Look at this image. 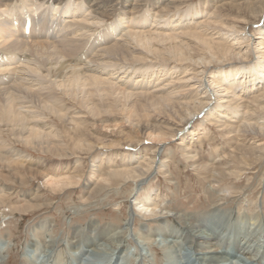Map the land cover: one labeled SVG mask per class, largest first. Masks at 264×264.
<instances>
[{"label": "bare ground", "instance_id": "6f19581e", "mask_svg": "<svg viewBox=\"0 0 264 264\" xmlns=\"http://www.w3.org/2000/svg\"><path fill=\"white\" fill-rule=\"evenodd\" d=\"M184 2L0 0V165L9 170L0 176L9 173L20 178L22 169L44 179V187L75 185L81 174L68 165L72 155L102 148L97 164L91 163L90 175L97 183L85 180L84 199L103 192L107 186L102 182L114 179L132 185L121 223L90 218L85 224L71 225L64 244L69 259L60 250L62 255L50 252L42 264H152L157 251L163 264H264L259 200L252 201L253 212L249 202L245 207L226 208L218 201L204 209H169L159 202V190L148 184L152 173L166 168L169 152L164 144L175 135L180 151L195 171L206 175L211 189L223 178L239 175L237 166L264 155V143L241 142L228 152L201 158L180 128L201 115L236 135H264V22L260 21L264 0H211V13L205 10L206 1L203 6L177 9ZM226 4L244 6L248 12L223 21L215 16V9ZM109 17L113 20L108 23ZM256 23V35L251 37L246 27ZM257 112L262 116L253 119ZM152 114L167 119L157 121ZM50 118L59 126L47 124ZM123 122L161 146L140 147L141 141L134 140L135 151L126 152L112 140L85 132L89 123H97L117 126L129 137ZM4 129L16 142L55 161L45 167L44 160L10 146L1 136ZM197 131L190 134L198 136ZM79 160L76 157L75 162ZM4 184L0 206L11 188ZM39 188L22 193L9 207L27 212L36 205ZM220 193L233 194L229 188ZM138 214L144 222L133 241L130 233ZM53 225L52 220L42 219L32 226L23 258L36 247L35 234L52 232Z\"/></svg>", "mask_w": 264, "mask_h": 264}, {"label": "rangeland", "instance_id": "374dc122", "mask_svg": "<svg viewBox=\"0 0 264 264\" xmlns=\"http://www.w3.org/2000/svg\"><path fill=\"white\" fill-rule=\"evenodd\" d=\"M186 1L187 2L184 3H178L177 6L179 7H177V9L179 8V10H187L189 9L187 7H193V5L203 6L204 1H206L204 5L205 10L208 13H211L214 10V6H212L211 0H186ZM231 1L235 3L236 1L244 2L248 0H231ZM148 7L149 6H147V8ZM170 9L171 8H169V10ZM170 11H172V9ZM247 12L248 10L245 9L244 6L239 8L238 7L233 8L226 4L215 9V13H216L215 16L219 19H223V21H226L227 19H231L232 17L237 15H246ZM112 20L113 18L109 17V19H107L106 22L109 23ZM260 21L264 22V15ZM257 24L259 23H256L254 25H248L246 27V32H248V35H250L251 37H254L256 35L255 30ZM251 116L253 119H257L262 116V112H257L256 114H253ZM51 118L50 120L46 119L47 124L50 125V124H54L55 122L57 123L56 119H54L55 120L54 121ZM151 119L158 121L162 119H167V116L162 114L161 115L152 114ZM187 121L183 122L180 128L181 130L185 129L184 131L186 132V135H189L188 136L189 142H193V144L191 145L192 146L191 150H195L201 158L207 157V159H210L216 153H221L222 150H224V152H228L230 148L237 145V143H240V145L242 143L245 145H250L251 142H254L253 145H257L258 142L264 143V135H261L260 133L253 135L248 132H243V133L241 132L239 133V135H236V133L229 132V130L223 129L222 127L218 126V124L214 123V121L212 122L205 120L204 118H202L201 115L199 117L196 116L191 121L190 120ZM57 124L59 126V122ZM122 125L124 131L128 132V134L130 135L129 137H124V135H122V133L119 132L117 126L116 127L110 126L106 128L97 123L93 124V126L91 123H89L88 129L85 132L88 135H93L92 136L93 138L99 137L102 140H107V142L112 140L114 143L120 144L119 149L121 148L120 149L121 151L125 150L126 152L135 151V149H133L131 146V142L134 140L141 141L140 147L149 146V145H155V146L158 145V147L161 146L159 142H151L150 139L147 138L145 135H142L140 133L138 134L137 131L132 126H130L129 123L123 122ZM202 128H204L205 130L204 129L202 130ZM196 129H198L197 131L199 133L198 136L194 134H190V131L194 130L195 132ZM185 132L182 133V135H185ZM1 136L4 138L5 142L8 143L10 146H14L28 155L30 154L32 157H34L37 160L39 158L41 160H44L43 163L45 167L49 166L51 163L55 161V159L49 158V156H47L43 152L32 151L29 148L22 145L21 143L16 142L17 140L16 137H14L7 130L6 132L3 131ZM196 137H198L197 140H199L200 143L195 141ZM89 139L92 138L89 137ZM177 139H178V135L177 136L175 135L172 141L164 144L166 151L169 152V156L167 158L168 163L166 164V168L164 167L162 171L159 170V172L157 173H152V174L149 173L152 176H150V179L148 180V182L149 181L150 182L148 184H150L151 187L150 189L159 190L161 194L159 202L166 203L165 206L169 205L167 206V208L169 209H174L175 207H178V209H183V210H194V209H202V208L204 209L208 205L217 204L218 201L222 202L223 203L222 207H226V208H232L235 206L245 207L244 204H247L249 202L247 207L251 212H253L254 206L252 201L257 199L259 200L257 206H259V208L262 207L259 214L264 218V155L261 157L262 159L260 158L258 161H255L252 164L249 163V165L237 166L238 169L240 170L239 175L227 176L223 178V182L220 183V185H218L217 188H213L214 189L213 190L210 188V184L206 178V175L200 174L199 172L195 171L193 166H191L189 160L186 157H184L182 151H180L181 150L180 145L179 146L177 145L178 144ZM68 146L69 149L72 147L71 144ZM102 152H103L102 148H97L96 150H93V152L81 151L78 152L76 155H72V158L70 159L68 165L72 169L78 168V172H80L79 174H81V176L79 177L80 179L78 180V183L75 185H68V186L64 185L62 187L59 186L61 189L59 187L57 188L55 187L57 190L52 187H47V186L44 187L43 184L44 179L42 180L41 178L32 177L26 172H24L22 169L19 170L18 172L22 173L23 178L22 177L13 178V175L10 176L9 173L8 176H6L7 178L6 177L2 178L0 176V183H1L0 190H1V185H3L4 183L9 188L10 187L12 188L8 190V192L6 193L7 197L4 198L3 200L4 202L0 206V240H4L5 242L8 241L9 244L15 243L17 247L21 245L17 256L13 254V258L11 259L10 264H23L24 258L22 257L23 256L22 253H23L24 244H26V242L32 235V234L30 235V233H32L31 231L32 226L42 219L52 220V223L54 225L51 234L53 236L59 233H63L62 237L58 239L56 246L61 251H63V254H65L66 257L65 259L67 260L69 259L68 257L69 255L67 253V249H65L64 247V244H65V240L68 237V232L70 231L71 225L76 226V225L85 224L90 218H94L98 220L100 223H105V222L121 223L123 221V219L127 216V211L129 207V202L126 199H128L127 195L128 192L131 190L130 188L132 187L131 184L126 185L123 182L115 181L114 179L109 182H102L104 186H107L103 191L104 193L101 192L96 196H92L90 199L87 200L84 199V197L86 196L84 192L85 180L87 179L92 180V185L96 184L98 180L90 175L92 160L95 161L94 165H96L97 164L96 161L102 156L101 155ZM76 157L80 159L79 162H75ZM116 161H120V160L116 159ZM5 171L9 172V170L7 169L5 170L4 165L3 166L0 165V173L2 174L7 173ZM8 177L11 181L10 180L7 181ZM207 182L209 185L207 184ZM36 186L40 187L39 188L40 197L38 198V201L33 202V204L35 203L36 205H33L25 213H19L18 211H14L11 209V207H9L15 202H17L19 199H21L22 193L31 191ZM220 187L223 190L224 188H229L230 190L232 189L233 194H231L230 196H223L222 193H220V191L222 190ZM51 188L52 191H50ZM53 189H55L56 191ZM59 190L62 192H60ZM3 207L4 208L6 207L7 209L4 210ZM138 215L139 216H137L135 219V224L132 225L133 227L131 226L132 227L131 229H133L134 233H132L131 231L130 236L132 237L133 241H134V234H136V232L138 231V226L140 225V222H144V217L143 216L141 217L142 214H138ZM138 235L140 236V234ZM137 236H135V238ZM139 236L137 238H139ZM155 253H156L155 257L159 262L156 261L153 263L152 261V264H163L162 253L159 251ZM55 255L56 252H54V256Z\"/></svg>", "mask_w": 264, "mask_h": 264}, {"label": "clouds", "instance_id": "9594fccd", "mask_svg": "<svg viewBox=\"0 0 264 264\" xmlns=\"http://www.w3.org/2000/svg\"><path fill=\"white\" fill-rule=\"evenodd\" d=\"M63 233H59L55 236L51 235V229L44 233L35 234L37 241L36 247L24 256L23 264H42L50 252H56L58 254L60 249L56 246L57 241L61 238ZM21 245L18 247L15 243L9 244L8 241L0 244V264H10L13 254L17 256Z\"/></svg>", "mask_w": 264, "mask_h": 264}]
</instances>
